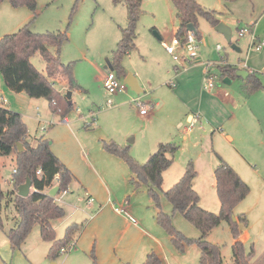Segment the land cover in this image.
I'll list each match as a JSON object with an SVG mask.
<instances>
[{
    "label": "rangeland",
    "instance_id": "374dc122",
    "mask_svg": "<svg viewBox=\"0 0 264 264\" xmlns=\"http://www.w3.org/2000/svg\"><path fill=\"white\" fill-rule=\"evenodd\" d=\"M196 1L207 10L221 12V21L231 29L232 42L237 44L240 49L239 52L233 51L222 36H220L203 17H200L198 19V29L203 38L207 37L210 40L212 46L205 49L200 48L196 51L197 54L201 52L203 55L202 57L207 59L205 55L207 53L211 54L213 52V46L216 43H220L223 46L222 57L220 58L226 62L223 54L227 52L228 58L226 63L232 65L239 64V60L243 59L244 55H247L249 48V46H247V41L250 39V34L245 33L244 36H239L238 33L240 28H247L246 25L252 18V5L256 2L260 4L261 1L263 5L264 0ZM142 11L136 26V49L130 50L129 54L124 56L122 63L127 67L128 73L133 74L138 82L140 78L141 82L143 81L144 84L147 83L148 86L142 87L139 83L142 89V92L139 94H136L129 88L126 92H123L122 100L128 104L131 110L129 111L126 109L120 113L118 112L120 104L117 100V93L108 95L105 92L101 82L95 79V71L90 63L95 64L100 62L101 66L104 67L106 61L112 57L113 51L116 50L121 35V28H124L127 22V7L124 1L114 3L113 0H37L36 15L31 24V28L35 32H67L68 39L63 43L60 49L59 58L65 64L71 61L74 63V77L85 90H70L72 92L71 99L73 101L74 110L67 115V118L70 121L71 127L73 128L72 125L75 123V120H79L83 129L87 130L85 134L91 142L97 139L98 132L104 137L114 136L113 138L115 140L119 139L122 144L125 143L130 145L131 154L134 147H138L141 143L145 142L146 133L157 128L159 125V121L156 123L145 121L142 116L138 114L137 107L134 104L129 105L128 102L131 98L144 95L146 99L158 97V99L161 100L162 95H167V98L169 101L171 99L173 104L175 100V104L177 105L176 107L173 106V111L175 114L177 110L175 115H179V113L182 112V105L177 99V95L170 92L175 88H171L165 85V83L172 79H176L177 82L178 80L180 81L181 85V81H184L183 85H181L182 94L183 91H189L190 88L193 87L192 83L190 85V82H192L190 73L184 74L180 79L175 75L174 70L176 65L181 68V64H184L186 59H189L190 55L185 53L181 48H177L174 54L179 56V61L173 59V57L166 52L164 47H162V50L158 47V43L160 44V40L158 39L159 35L153 29V25H155L156 21L159 27H163L165 32L163 34L167 35L165 37L167 42L174 37L179 23L172 2L170 0H143ZM256 17L257 16L254 18ZM32 18L33 14L26 6L12 7L6 0L0 3V29H8L7 31L9 32H6L7 34L17 31L21 25L27 23ZM17 20H24V22L18 26V23L21 22H17ZM8 22L9 25L6 26ZM254 52L258 51L251 50L248 54H253ZM182 55L184 58L181 57ZM204 59H202V61H204ZM30 61L38 71L41 73L45 72L44 62L39 53L34 54L30 58ZM162 64L169 67V74H162V71H160ZM136 73L139 76L136 75ZM203 77L199 88L202 91H208L203 88ZM57 79L58 78L54 81V87L61 93L66 94V92L69 91L67 85L58 82ZM162 81H164L162 86L157 87V89L153 87ZM234 84L237 85V82ZM221 85L222 83H220V86ZM25 96L26 98H30L26 94ZM7 99L9 104H2L0 100V105L7 109L17 111L22 115L27 127V140L31 145L35 144L36 140L40 137L50 138H48V136H50L49 133L52 127H50V129L45 127L46 131H41V127L44 123L38 122L35 116L37 112L42 115L45 114L47 108H49L48 103L45 109L44 105H41L39 106L40 110L36 111L35 108L30 107L27 101L22 97L13 100V102L9 100V98ZM39 99L42 102H47L44 98ZM108 100H110V103H108ZM162 110H164V108ZM161 114L163 115L164 113L161 112ZM60 119V116L56 115L54 117L56 123H60L58 122ZM161 119H163V116ZM182 122V124H184V121ZM204 125L205 124H203V128H205ZM182 129L183 127H180V131H182ZM127 134L128 137H125ZM64 138L62 132L56 131L55 147L74 156L75 167L84 169V160L80 156L78 148L74 143H67ZM210 141V131L208 129L204 131L200 130L196 126L192 136L187 141H182V147L177 151L175 156V163L169 170H176L179 173L183 170L187 159L195 156L197 157L198 154H202L200 160L198 157V162L203 163L202 160L206 161L207 154H210ZM15 156V152L8 156H0V183L3 190H10L12 188L11 183L5 182V179L10 181L9 179L12 176L13 168H15ZM170 181L167 178L163 180L161 186L162 190H166L172 186L171 184L173 182ZM115 185L118 186L117 190H120L119 197H121V195L124 194V190H122L123 184L119 178L116 179ZM144 188L143 185H140L138 188H134L133 185L130 186L125 198H132L131 203H135L134 208L136 214L132 215L128 213L129 211L127 210L125 213L127 212L126 214L128 216L131 215L133 217L132 221H137L139 225L159 237L162 245V248L159 249V253L164 259V264H199L200 249L195 243L186 245L182 252L174 248L169 240V235L163 227L157 223L156 215L158 208L147 194V191H144ZM69 189L71 190L69 193L70 195L66 197L62 196L63 203H61L60 200L58 201V203L64 207L65 214L61 218L53 221L57 239L65 235L67 226L72 222H78V224H82L84 228L88 221H90V216L93 217L95 212L92 208L86 207L84 201L78 199L82 194L80 193V187L75 181L69 185ZM157 192L159 195V202L162 198V202L166 204L165 207L170 209L168 212H165L161 208V211L169 216L172 226L187 238H198L200 236L199 230L180 213L173 212L171 210V204L166 200L163 193L161 191ZM124 204L127 205L126 203ZM116 205L125 209V206H122L119 202H117ZM8 207L5 213L3 212L2 214L3 227L0 228V264L90 263L89 255L84 254V249L80 247L82 243H79V246L74 245L73 248L66 253H59L54 259L50 258L48 256V251L51 243L41 239L38 224L34 225L26 240L18 249H11L5 235V231L8 229L11 219L8 220L6 215L9 214L8 216L11 217L14 214V210L13 206L9 205ZM79 233H81V231H79ZM210 239L216 241L217 243L215 244L220 247L224 264L231 263V236L227 226L219 225L215 227L212 230V234L207 237V240ZM66 259L67 261L65 262Z\"/></svg>",
    "mask_w": 264,
    "mask_h": 264
},
{
    "label": "crops",
    "instance_id": "0c3cea01",
    "mask_svg": "<svg viewBox=\"0 0 264 264\" xmlns=\"http://www.w3.org/2000/svg\"><path fill=\"white\" fill-rule=\"evenodd\" d=\"M216 12L221 21V12ZM255 16L257 17L254 18ZM251 17L252 18L246 25L249 29L248 34H250L247 46H249L251 41V34H254L257 41L262 43L261 49L253 54H248L247 52V55H244L243 59H240L237 65L226 64L236 67L237 71L246 70L248 74L253 72L257 73L258 77L263 82V87L250 95H246L242 90V85L245 80L243 76L236 75L233 79L225 78L223 81L220 78L219 65H215L210 68V71L216 75L214 87L208 91L200 90L199 85L204 74L205 60H221L220 57H222L223 46L221 45L222 49L218 51L216 49V44L220 43H216L213 46V52L211 54L207 53L205 55L207 59H204L201 52L197 54L196 51L200 48L205 49L212 45L210 44V40L207 37L203 38L199 31L200 36L197 38L198 43L196 49L189 51L190 48L183 44L177 47L181 48L185 53H188L190 57L189 59L185 58L186 61L184 64H181V68L176 65L174 69L175 75L180 79L184 74L190 73V79L192 81L190 85L192 83L193 87H191L189 91H183L182 94L181 85H183L184 81H181V85L180 81L178 80L177 82L176 79H172L165 83V85L175 88L170 92L177 95V99L182 105V112H180L179 115H175L177 113L176 110L174 114L173 106L176 107L177 104H175V100L174 104L171 102V99L169 101L167 95H162L161 100L158 99V97L146 99L144 95L141 96L143 101L153 102L154 106L147 115L140 114L137 108L138 114L141 115L145 121L151 123L159 121V125L157 128L146 133L145 142L141 143L138 147H134L132 149L133 155L130 154L137 162L141 163L147 160L149 155L156 150L159 143L174 142L178 146V151L182 147V141H187L192 136L196 126L203 131L208 129L211 134V141L209 148L210 154H207L206 161L202 160L203 163L198 162V157L200 160L202 155L198 154L197 157L195 156L187 159L183 170L181 169L182 171L179 173L176 170H169L175 163L176 151L172 165L163 173V180L167 178L169 181L171 180L170 182H173L171 184L173 185L183 174L187 162L191 161L196 171V176L193 180V188L199 195L200 206L206 210L217 212L220 203L216 194L214 170L219 163L218 156L224 159L250 188L246 197L233 209L236 220L239 217H244L248 222L246 226L239 222V235L237 240L241 241L247 249L250 246L254 248L252 261L255 264H264V4L262 5V1L260 4L256 2L252 5ZM24 20H17V22H21L18 23V26H20ZM8 25L9 22L6 26ZM212 28L214 29L213 26ZM153 29L159 35L158 39L160 40V44L158 43V47L162 50V47H164L162 41H166L165 37L167 35L163 34L165 33L163 27H159L156 21L155 25H153ZM7 30L6 28L0 29V38L5 35L4 33L9 32ZM218 34L222 36L220 33ZM133 49H136V43ZM232 50L238 52L234 49ZM129 52L127 54H129ZM168 54L173 57L172 54ZM223 56L227 62L228 53L225 52ZM181 57L184 58L183 55ZM178 59L175 60L179 61ZM202 59H204V61H202ZM90 64L95 71V79L102 84L104 74L109 68L106 66L102 67L100 62ZM123 66L127 75L128 69L124 64ZM160 71H162L163 75L169 74V67L162 64ZM136 75L138 74L136 73ZM125 76L121 77V79L124 80ZM57 80L65 84L60 77ZM236 82L237 85L234 84ZM77 83L81 86V91H85L78 81ZM139 83L142 87L148 86L147 83L144 84L143 81L141 82L140 78L138 84ZM162 83H164V81L153 87L157 89V87L162 86ZM220 83L224 85L220 86ZM122 94L123 93L116 94L120 104V108H118L119 113L126 109L129 111L131 110L128 104L122 100ZM4 96L9 98L12 102L22 97L27 101L28 105L35 108L36 111L40 110L39 106L41 105H44L45 109L48 103L42 102L39 98H26L23 92L17 93L9 90L5 87L0 76V100L1 98H5L6 103L9 104L8 99ZM128 103L129 105L132 104L130 101ZM163 108L164 110H162ZM48 111L49 108H47L46 113L43 115L37 112L35 114L36 120L44 123L42 127H48L49 129L52 127L49 133L50 136H48V138H51H49L51 141V150L74 175L75 179L73 181L80 187V193L82 194L78 199L84 201L86 207L92 208L95 211L93 217L90 216V221H88L81 233H79L78 236L76 235L75 245L79 246V243H82L80 247L84 249V254L89 255L90 263V254L92 252L98 264H143L147 254L154 251L160 257L161 264H164V259L159 253V249L162 248L159 237L154 233H150L146 228L139 225L137 221H132L133 217L131 215L128 216L126 214L127 212L124 214L115 211V207H121L116 205L117 202H119V204L125 206V211H129L128 213L132 215L136 214L134 208L135 203H131L132 198H125V196H127L126 194H128V189L132 186L130 182L131 172L121 158L103 149L102 141L112 140L121 146H128L129 152L130 145L125 143L122 144L119 139L115 140L113 138L114 136L104 137L100 132H98L97 139L91 142L85 134L87 130L83 129L79 120H75L72 128L67 116H65L68 120L66 124L60 122L63 117L58 121L60 123H56L54 120L56 115ZM191 111H199L202 117L199 124L194 126L192 130L187 131L184 127L186 126L188 115L192 113ZM161 112L164 114L162 115ZM162 116L163 119H161ZM182 121H184V124H182ZM203 124H205V128H203ZM180 127H183L182 131H180ZM56 131L62 132L65 137L64 140L69 144L74 143L78 148L80 156L84 160L85 170L75 167L74 156L55 147ZM128 134L125 137H128ZM11 178L12 177H10V179ZM117 178H119L123 184L122 190H124V194L121 195V197H119L120 190H117L118 186L115 185ZM5 182L9 181L5 179ZM143 186L145 187L144 191H146V186ZM70 191L71 190L68 188L65 193L58 194L57 202L60 200L61 203H63L62 196L66 197L70 195ZM88 197H92L93 200L87 204L86 200ZM160 203L161 208L165 212L170 210L165 207L166 204L162 202V198ZM11 225L12 221H10L8 229ZM220 225H226L229 229L226 223ZM212 230L208 236L212 234ZM209 241L217 243L211 239ZM234 242L235 239L231 236V245ZM66 261L67 259L65 262Z\"/></svg>",
    "mask_w": 264,
    "mask_h": 264
},
{
    "label": "trees",
    "instance_id": "16d2710c",
    "mask_svg": "<svg viewBox=\"0 0 264 264\" xmlns=\"http://www.w3.org/2000/svg\"><path fill=\"white\" fill-rule=\"evenodd\" d=\"M5 0H0V3ZM12 7L26 6L33 14V18L21 26L17 31L5 34L0 38V76L6 88L13 92H23L33 99L44 98L48 102L50 113L65 117L74 110L73 102H69L66 95L54 87L56 78H61L69 90L80 89L74 77V63H63L59 52L63 43L68 39L66 31L35 32L31 28L36 15L37 0H6ZM114 3L124 1L127 7V22L121 28L117 48L109 59L112 70L121 79L126 75L123 66L124 56L135 47L136 26L142 14L143 0H113ZM176 10L179 26L175 37L183 43L187 31V24L195 27L193 35L200 36L198 19L203 17L211 26L215 27L220 21L215 10L203 8L196 0H170ZM39 53L45 72L41 73L31 63L30 58ZM220 78L233 79L237 68L229 65H219ZM263 82L257 73H249L244 80L242 90L250 95L261 89ZM71 100V98H70ZM23 147L18 151L17 144ZM103 149L119 158L128 166L131 172L130 182L134 188L146 186L149 197L154 201L158 212L157 223L169 235L174 248L184 251L186 245L195 243L200 249L199 264H224L220 247L207 240L212 229L222 223L229 227L235 242L231 245L232 262L229 264H255L252 261L254 248L248 249L237 240L239 235V222L244 226L247 220L239 217L233 220L234 207L249 193V186L238 173L220 156L219 163L214 170L216 194L220 207L217 212L204 209L199 204V195L193 188L196 176L194 165L188 161L181 177L168 189L162 190L163 173L172 163L174 154L178 149L174 142L159 143L156 150L149 155L143 163L137 162L130 155L128 146H121L115 141H102ZM13 152L15 156V172H12V188L3 190L0 183V228L3 227V212L13 206V215L7 219L12 225L5 234L11 249H18L26 240L34 225L38 224L40 237L51 243L48 256L56 258L60 249L70 242H74L76 235L82 231V224L71 223L67 226L65 235L57 239L52 222L64 216L65 211L56 201L58 194L67 191L75 179L72 172L51 150V141L40 137L31 145L27 140V127L22 115L0 105V156H8ZM40 171L37 173V171ZM29 178L32 191L26 197L17 195V188ZM57 186L55 196L48 194L49 190ZM161 191L171 204L172 211L180 213L187 221L196 227L200 236L196 239L187 238L177 231L171 224L167 214L161 211L159 195ZM91 263L98 264L91 252ZM143 264H161L157 253L151 251L147 254Z\"/></svg>",
    "mask_w": 264,
    "mask_h": 264
},
{
    "label": "built area",
    "instance_id": "2783aa9c",
    "mask_svg": "<svg viewBox=\"0 0 264 264\" xmlns=\"http://www.w3.org/2000/svg\"><path fill=\"white\" fill-rule=\"evenodd\" d=\"M249 29L248 28H242L239 31V36H243L245 33H248ZM197 43L198 40L197 38L193 35L192 32H189L186 37H185V41L182 43L180 41V39H178L177 37H173L171 39L170 42H166V41H162V45L164 46L165 50L172 54L174 59H178V56L174 54L175 50L177 47L182 46V44L184 46H188L190 49L189 51H193L194 49L197 48ZM262 47V43L258 42L255 35L251 34V41L249 44V48H248V52H250L251 50H255V51H259ZM216 49L219 51L222 49L221 44H216ZM205 63V69H204V77H203V88L205 90H211L214 87V83H215V79H216V75L214 73H212L210 71V68L215 66V65H222V64H226V62L224 60H216V61H206ZM102 85L103 88L105 90L106 93L108 94H114V93H123L126 92L127 89L129 88L128 85L124 82L123 79H119L115 72L113 70H107L106 73L104 74L103 80H102ZM2 103H6V99L5 98H1ZM130 102L132 104H134L138 110L139 113L142 115H147L153 108L154 104L151 103L150 101H143L141 99L140 96H137L135 98H131ZM108 103H110V100H108ZM202 117V114L199 111H194L191 114L188 115L187 120H186V126L184 127L185 130L190 131L193 129L194 126H196L197 124H199L200 119ZM61 123H67L68 120L66 117H63L60 120ZM41 131L45 132L46 128L45 127H41ZM13 172H15V169L13 170ZM40 171L38 170L37 173H39ZM12 185L13 179L11 178L9 181ZM66 191L62 192L65 193ZM58 200V198L56 197V201ZM93 198L92 197H88L87 198V204L92 202ZM115 211H117L118 213H125V209L123 207H115ZM74 242H70L69 244H67L66 246L62 247L60 249L61 253H66L68 251H70L73 246H74Z\"/></svg>",
    "mask_w": 264,
    "mask_h": 264
},
{
    "label": "water",
    "instance_id": "95a60500",
    "mask_svg": "<svg viewBox=\"0 0 264 264\" xmlns=\"http://www.w3.org/2000/svg\"><path fill=\"white\" fill-rule=\"evenodd\" d=\"M215 31H217L218 33H220L224 40L226 41V43H228L230 45L231 49H234L236 51H240V49L238 48V46L232 42V32L231 29L222 21H219L217 25H215L214 27ZM187 31L195 33V27L192 23H188L187 24ZM106 67L109 68V70H112V67L110 65L109 60L106 61L105 64ZM237 76H243V78H246L248 75V72L246 70H239L236 72ZM124 82L128 85L129 89L132 90L133 92H135L136 94H139L142 92V89L140 88L139 84H138V80L136 79V77L131 74V73H127V75L124 78ZM66 98L69 100V102H71L70 98H71V91H67L66 92ZM18 146V151L21 152L23 150V147L20 143L17 144ZM32 188V183L30 181L29 178L26 179V181L24 183H22L21 185L18 186L17 188V195L21 196V197H26L29 195L30 191ZM58 191V187L57 186H53L48 194L50 196H55L56 193ZM233 220H236L235 217H233Z\"/></svg>",
    "mask_w": 264,
    "mask_h": 264
}]
</instances>
